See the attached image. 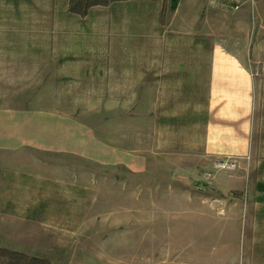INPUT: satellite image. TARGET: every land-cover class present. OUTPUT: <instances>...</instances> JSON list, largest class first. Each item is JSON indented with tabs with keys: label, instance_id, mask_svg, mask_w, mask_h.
<instances>
[{
	"label": "rangeland",
	"instance_id": "obj_1",
	"mask_svg": "<svg viewBox=\"0 0 264 264\" xmlns=\"http://www.w3.org/2000/svg\"><path fill=\"white\" fill-rule=\"evenodd\" d=\"M235 1L180 0L173 12L170 0H132L79 18L66 0H0V61L26 68L9 92L15 103L29 96L33 105L39 97L57 103L105 138L122 136L115 141L133 155L143 151L149 163L137 174L76 155L30 153L15 183L46 196L16 201L47 206L46 235L1 236L0 247L49 264H264L257 189L264 183V55L249 68V153L206 149L209 50L215 38L226 47L254 46L264 20V0ZM240 15L246 31L236 29ZM239 35L245 42L233 41ZM103 46L113 53L86 52ZM58 60H96L115 75L83 67L69 69L78 73L73 79Z\"/></svg>",
	"mask_w": 264,
	"mask_h": 264
},
{
	"label": "crops",
	"instance_id": "obj_2",
	"mask_svg": "<svg viewBox=\"0 0 264 264\" xmlns=\"http://www.w3.org/2000/svg\"><path fill=\"white\" fill-rule=\"evenodd\" d=\"M236 3H239L238 0ZM101 8L108 7H95L90 11ZM257 12L260 15V11ZM244 15L238 17V30L246 31L248 21H245ZM87 17H90V13L82 18ZM210 23V20L206 22L209 28ZM257 26L263 30L258 29L254 46L246 48L243 44L242 47H226L227 44L220 43L215 38L209 50L206 149L214 155L229 153L243 157L249 153L253 111V76L249 68L264 55V20L257 22ZM208 36L211 37V34ZM236 40L239 43L245 42V36H235L233 41ZM106 49L113 53L112 48L107 46L92 48L86 52L93 53L94 57L96 54L97 57L99 53H106ZM56 63H61L60 67L66 69L67 76L73 79L78 73L69 69L83 67L86 71L105 69L104 73L108 77L113 78L115 75L111 71V65L100 67L96 60L87 66L82 65L83 62L71 60H58ZM16 69L20 71L17 72ZM25 69L24 64L17 65L9 57L0 61V198H10L11 201L9 203L6 200V203L0 204V237H8L10 240H42L47 228L42 214L47 212V206L32 205L31 201L24 204L16 201L18 197L30 199L46 196L42 190H34L27 184L23 187L22 184L18 185V188L15 183L17 165L31 164L28 159L25 161L27 155L32 152L76 155L102 166H125L137 174L144 173L149 163L143 151L133 155L127 149V143L115 141L121 140L122 136L105 138L95 127L81 121L77 115L66 112L57 103L50 104L39 97L40 101L33 105L32 102L35 101H31V96L22 97L15 103V97L11 98L9 92H12L11 88L15 86L17 79L24 80L25 72L22 70ZM137 69L143 74V64H139ZM38 178L41 181L42 175ZM258 191L264 197V191Z\"/></svg>",
	"mask_w": 264,
	"mask_h": 264
},
{
	"label": "trees",
	"instance_id": "obj_3",
	"mask_svg": "<svg viewBox=\"0 0 264 264\" xmlns=\"http://www.w3.org/2000/svg\"><path fill=\"white\" fill-rule=\"evenodd\" d=\"M68 12L80 17L86 16L92 8L107 7L118 2L130 0H67ZM170 11H175L180 0H170ZM257 189L264 191V183L257 184ZM0 264H49L45 258L29 255L25 252L0 247Z\"/></svg>",
	"mask_w": 264,
	"mask_h": 264
}]
</instances>
